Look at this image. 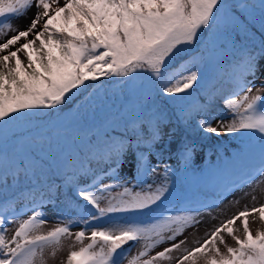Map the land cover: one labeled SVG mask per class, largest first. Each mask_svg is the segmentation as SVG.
<instances>
[{
    "label": "snow or ice",
    "instance_id": "obj_1",
    "mask_svg": "<svg viewBox=\"0 0 264 264\" xmlns=\"http://www.w3.org/2000/svg\"><path fill=\"white\" fill-rule=\"evenodd\" d=\"M0 18V264H45L64 236L65 264H264V204L180 238L264 184V0H0ZM222 133L236 152L195 167ZM177 173L217 199L174 194ZM49 211L64 226L40 234Z\"/></svg>",
    "mask_w": 264,
    "mask_h": 264
},
{
    "label": "rangeland",
    "instance_id": "obj_2",
    "mask_svg": "<svg viewBox=\"0 0 264 264\" xmlns=\"http://www.w3.org/2000/svg\"><path fill=\"white\" fill-rule=\"evenodd\" d=\"M30 19H31V13H28L27 17L14 19L12 23L14 24L15 27L22 30L28 25ZM260 83H261L260 80L256 81V87L253 89V92L250 95H264V92L260 91ZM116 87L107 89L109 96H112V94L116 90ZM120 99L122 100L123 98L119 97L116 100L120 102ZM213 123L215 124V122ZM238 135L239 134L225 135L222 133L220 137H214L213 144H207L208 149H211V151H208V156H210L211 159L205 157L202 160H198L195 164V167L200 169H208L211 165L216 164L218 162L217 153L219 154L220 157L233 155L236 152V146L239 144V140L237 139ZM201 155H203V153H201ZM163 161L165 163L171 162L173 167H176L174 156L169 161L166 160ZM161 168H163V164H161ZM123 174L127 178L132 179L134 176L133 167L131 165L126 166L123 169ZM174 179L177 180V184L172 188L174 194H177L179 192L181 195L198 197L200 199L207 201H214L217 199L216 191L212 189L210 186H195V185L190 186L187 184H181L179 182V173H177V176L174 177ZM149 182H151V179L149 180ZM169 184L171 185V181L169 182ZM253 187L255 188V192L253 193V195H255L256 197L255 200H252L251 196H244L243 199H239L238 203L230 204L227 199L221 198L220 206L218 208L214 209L210 214L206 213L205 216L200 217L202 223L198 224L197 226L191 229H185L184 233L181 235L180 238H184V236L186 235L188 240L187 246L194 247L196 246V240L201 237H204L207 231H209L214 224H218L220 220L231 217L233 214L237 213L238 211L244 210L245 207L250 209L252 207H259L261 204H264V184H255L252 186H246L241 191L236 192L235 197L243 196L244 193H252ZM118 191L122 192L123 189H119ZM230 192H232V189L231 188L227 189L224 192V197H228ZM115 194H116L115 192L112 193V195ZM148 215H150V213ZM53 217H54V213L52 211H49L47 214L42 216V218L47 219L49 223L41 225L40 234H47V232L53 230L57 226H64L63 223L57 222ZM213 217H216V219H213ZM239 224L240 222L237 221V225ZM15 227L16 225H13L4 234L6 239H10V237L14 234ZM249 227L250 230L253 232V234H255L257 231H264V221H262L259 218L258 213H254L249 216ZM78 230L80 229L72 228L73 232ZM224 238L230 246H235L234 241L231 239V237H228L225 234ZM88 242L89 241L87 239L84 241L85 244H87ZM79 246H80L79 244L75 243L74 236L61 237L60 244L57 247L48 248L43 253L45 264H65L69 251L78 250ZM142 247H143L142 243L134 247L131 251V255H135L138 249L142 250ZM221 249L222 251L224 250L223 246H221ZM131 255L128 257L129 259L131 258ZM124 264H127V259L124 261ZM160 264H168V262L161 261Z\"/></svg>",
    "mask_w": 264,
    "mask_h": 264
},
{
    "label": "trees",
    "instance_id": "obj_3",
    "mask_svg": "<svg viewBox=\"0 0 264 264\" xmlns=\"http://www.w3.org/2000/svg\"><path fill=\"white\" fill-rule=\"evenodd\" d=\"M248 2L249 3H251V2H254V0H248ZM259 41H260V36H259V33H256V36H255V44L258 46L259 45ZM247 43V42H246ZM97 84H99V81H97L96 82ZM116 87V85L115 84H112V85H109V84H105V89L107 90L108 88H115ZM120 101H121V99H120ZM119 101H117L116 100V105L117 106H119ZM219 109L218 108H213V111H218ZM223 114V113H222ZM173 123H175V121H173ZM238 134V133H237ZM214 139L213 138H211L209 141H206V144H213V141ZM167 148H165V153H167ZM159 159H162V160H170L171 158L167 155V154H165V155H163L162 157H158ZM73 211H76V212H78L79 211V209H77V208H75V206H73Z\"/></svg>",
    "mask_w": 264,
    "mask_h": 264
}]
</instances>
